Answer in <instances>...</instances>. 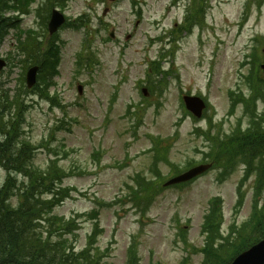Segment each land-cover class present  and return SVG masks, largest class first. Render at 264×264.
I'll return each instance as SVG.
<instances>
[{"label": "rangeland", "instance_id": "rangeland-1", "mask_svg": "<svg viewBox=\"0 0 264 264\" xmlns=\"http://www.w3.org/2000/svg\"><path fill=\"white\" fill-rule=\"evenodd\" d=\"M50 1L36 3L42 2L51 11ZM192 1L68 0L63 12L70 19L89 15L92 31L63 27L58 32L61 60L54 90L63 106H51L37 96H29L25 137L50 148H40L34 163L45 167L55 149L61 166L75 173L63 184L75 186L78 192L55 212L68 217L76 211L97 208L98 221L104 227L99 244L101 248L110 247L113 264H125V250L134 235L141 264H211L200 250L204 245L201 225L210 200L217 196L222 198L224 232L236 223L245 235L238 237L235 245L226 249L228 252L224 250L214 258L212 264L226 263L238 246L248 247L264 236L259 235L264 233V191L253 207L254 181L250 178L238 185L240 166L222 180H218L219 170L215 168L190 183L165 188L145 210L132 203L128 184L133 183V177L137 173L155 177L154 151H148L153 138H170L167 157L180 167L187 161L201 160L208 151L209 144L195 131V127L209 126L208 117L195 122L193 117L185 116L179 99L181 91L205 96L212 129L227 132L242 116L240 108L228 115L229 91L247 89L243 75L253 64L249 53L256 49L260 60L264 59V44L254 40L255 36L264 37V0L259 5L258 0H206L203 26L183 35L174 46L175 53L164 61L174 71L163 94L148 93L145 100L140 88L147 86L149 61L157 58L158 52L173 49L168 43L161 47L156 42L149 44V39L170 30ZM246 3L250 7L244 14ZM39 10L43 12V7ZM100 22L107 28L97 30ZM29 27L37 28L42 40L48 37L34 9L21 20V28ZM110 29H114L113 38L109 37ZM14 38L11 30L3 39L1 58L6 60ZM80 53L83 63L93 59L92 66L78 65ZM24 59L13 68L6 61L0 69L4 88L13 91L21 86V73L27 66ZM246 59L248 63L243 64ZM259 74L264 78V71ZM79 83L83 87L81 94L76 89ZM158 166L162 175H170V165L159 162ZM4 175L5 170L0 168V180ZM240 186L245 196L243 205L237 207ZM102 201L110 206L99 204ZM254 208L256 219L244 223L252 218ZM82 221L77 236L80 246L93 223L92 219Z\"/></svg>", "mask_w": 264, "mask_h": 264}, {"label": "trees", "instance_id": "trees-1", "mask_svg": "<svg viewBox=\"0 0 264 264\" xmlns=\"http://www.w3.org/2000/svg\"><path fill=\"white\" fill-rule=\"evenodd\" d=\"M32 1L0 0V41L10 28L18 27L20 16L29 11ZM48 12L46 7H43V12L37 10L43 24L49 16ZM21 32L26 39L20 41L21 33L19 34L16 50L14 53H8L7 60L15 65L25 58V70L31 64H38L39 70L37 82L31 89L23 86L10 91L4 88L3 82L0 81V167L5 170L4 178L0 181V264H111L105 253L101 255L94 248L101 232L97 225L87 236V246L80 251L74 248L78 219L82 216L95 217L97 209L77 212L69 218L53 211L57 205L72 196V190H76L61 184L64 177L71 175V170H66L59 164L57 153L49 159L45 167L37 166L33 162L35 152L43 145L32 143L24 134L28 93H36L53 100L50 96L49 81L57 72L59 51L52 37L49 43L44 45L38 31L29 29ZM256 89L260 90L257 87ZM257 97L264 100V94L261 93L244 96L241 100L253 111ZM214 145V159L219 164L225 167L243 162L247 169L256 168L260 177V188L262 187L264 113L252 118L250 127L244 131L236 130L231 135H226L225 140L215 137ZM135 184L136 188L128 186L135 197L134 202L138 206H146L154 194L151 193L154 187L151 181L139 183L135 180ZM215 202L203 227L210 239L208 248L205 249V259H209L211 264L212 260L230 245L234 246L238 237L245 235L244 229L236 226L230 229L227 236H222L220 201ZM256 214L257 209H254L252 218L247 222H253ZM259 235L261 237L264 233ZM244 248L246 244L241 248L238 246L234 254ZM131 251L132 256L129 257L128 264H138L135 249L132 248ZM234 254L223 264H229Z\"/></svg>", "mask_w": 264, "mask_h": 264}, {"label": "water", "instance_id": "water-1", "mask_svg": "<svg viewBox=\"0 0 264 264\" xmlns=\"http://www.w3.org/2000/svg\"><path fill=\"white\" fill-rule=\"evenodd\" d=\"M64 20V17L56 10H53L51 21L49 22V30L53 32L58 25H60ZM3 62L0 61V66ZM264 68V64L262 65ZM37 67L34 66L29 69L27 74V83L28 85H32L35 81V73ZM185 101L187 107L193 111L196 115L201 114V110L204 107L203 101L196 96H185ZM208 167V165H199L197 167L191 168L190 170L186 171L185 173L174 177L173 179L169 180L167 184L178 182L182 180H186L191 178L192 176L199 173L201 170ZM264 263V240L260 241L258 244L252 246L250 249L244 251L240 254L232 264H263Z\"/></svg>", "mask_w": 264, "mask_h": 264}]
</instances>
